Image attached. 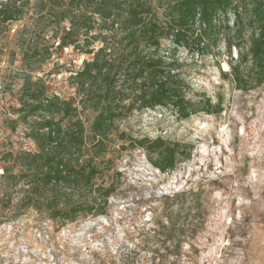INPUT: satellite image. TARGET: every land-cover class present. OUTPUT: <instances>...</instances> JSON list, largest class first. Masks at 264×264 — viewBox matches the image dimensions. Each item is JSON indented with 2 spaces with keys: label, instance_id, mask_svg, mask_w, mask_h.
I'll list each match as a JSON object with an SVG mask.
<instances>
[{
  "label": "rangeland",
  "instance_id": "374dc122",
  "mask_svg": "<svg viewBox=\"0 0 264 264\" xmlns=\"http://www.w3.org/2000/svg\"><path fill=\"white\" fill-rule=\"evenodd\" d=\"M49 6V0H30L20 20L0 29V152L36 150L25 134L37 115L22 120L17 112L25 86L37 83L45 96H72L69 64L78 68L84 57L69 46L57 49L61 34L41 33L40 15ZM59 27H69V16ZM41 46L42 55L32 59L28 51ZM175 56L189 96L209 99L211 112L182 121L161 111L134 114L127 137L113 135L94 160L99 173L92 188L113 190L103 214L62 225L42 207H25L30 177L12 160L0 163V264H264V87L242 92L229 86L222 42L214 54L179 48ZM138 136H162L189 156L161 173L130 143ZM88 154L86 147L82 162ZM9 165L14 179L2 176L1 166ZM92 188L60 193L86 197Z\"/></svg>",
  "mask_w": 264,
  "mask_h": 264
},
{
  "label": "trees",
  "instance_id": "16d2710c",
  "mask_svg": "<svg viewBox=\"0 0 264 264\" xmlns=\"http://www.w3.org/2000/svg\"><path fill=\"white\" fill-rule=\"evenodd\" d=\"M19 1L0 0V29L20 20L30 0L17 5ZM49 2L40 15L41 33L52 29L54 38L61 34L57 49L69 46L72 54L84 58L78 68L69 64V100L45 96L37 83L25 86L17 112L23 114L22 120L37 115L25 134L36 150L15 154L1 150L0 163L12 160L30 177L24 206L42 207L62 225L105 212L113 190L111 185L92 188L99 173L94 160L104 156L113 135L121 131V139L127 137L126 123L134 114L161 111L182 121L200 111L211 112L209 99L189 96L175 56L179 48L203 56L214 54L222 42L228 66L223 79L229 86L242 92L264 87V0ZM68 16L69 27L60 28ZM45 48L28 52L36 59ZM130 143L141 148L161 173L172 171L179 157L189 156L179 143L162 136L154 140L138 136ZM86 147L89 156L82 162ZM13 166H1L2 176L14 179L9 174ZM87 186L92 191L86 197L60 193Z\"/></svg>",
  "mask_w": 264,
  "mask_h": 264
}]
</instances>
